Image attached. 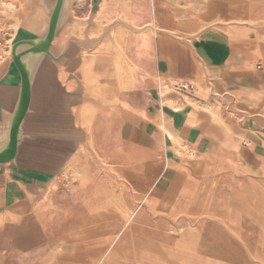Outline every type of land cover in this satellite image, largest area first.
Segmentation results:
<instances>
[{
	"label": "rangeland",
	"instance_id": "1",
	"mask_svg": "<svg viewBox=\"0 0 264 264\" xmlns=\"http://www.w3.org/2000/svg\"><path fill=\"white\" fill-rule=\"evenodd\" d=\"M9 1L12 6L17 5V1ZM224 1L223 9L231 10L230 13L249 2ZM183 2L184 0H98L95 3L94 0H75L72 21L56 42L61 45L69 39H81V34L74 30L78 23L86 25L94 18H101L103 24H108L123 17L127 18L130 25L121 24L117 31L123 57L120 59L118 70L109 72V75L119 76L120 85L117 90L122 84L130 90H136L140 88L143 77L148 74L145 69L151 66L147 58L155 38L160 35H173L186 41H194L202 35L198 30L199 19L213 17L217 12L215 7L219 4L218 1L209 0L210 7L194 21L190 15L192 10L186 12L187 16H178L176 8L183 7ZM253 3L259 9L253 15L264 16V0H253ZM244 11L247 12L246 8ZM247 16L249 14H245V17ZM258 21V30L264 31V19L260 18ZM15 24L14 17L6 13L4 0H0V48L3 50L0 51V64L8 59V41L15 31ZM130 26L139 30L134 31ZM104 93L110 95L109 89ZM232 96L235 100L233 93ZM150 99L152 104L153 100L159 101L157 95ZM227 100L230 101L231 98ZM224 101L226 102V99ZM221 102L224 107L219 113L225 119L226 104L222 100ZM162 109L172 115L177 124L184 120L182 115H175L171 109L161 105L156 113L159 118ZM228 114L230 113L227 112ZM99 117L97 114L93 121L96 127L100 123ZM259 119L264 124V117L259 116ZM255 133L257 134L256 139H252L253 144L242 143L241 152L244 157L239 163L234 165L230 162L227 164L214 161L212 168L199 165L200 168L189 175V185L194 189L182 197L185 191H181L175 204H181L182 209L177 205L173 216L155 213L144 205L143 195L149 194L152 197L154 194L146 190L135 196L134 191H130L134 209L141 215L133 231L135 238L132 241H135L137 247L128 254H119L117 257L113 255L111 264H264V139H258V133L263 134L261 130H256ZM166 155L161 153L163 158ZM73 156L75 154L71 155L68 161H71ZM99 156L96 158L85 151L79 162L68 166L63 173L62 168L55 172L60 176L55 191L56 199L49 200L51 197L48 196L45 206H54L56 211L52 217L64 218L61 225L52 231L50 239L46 237V240L30 251L9 252L4 264H44V257L52 248L67 247L66 241L72 240L63 236V231L77 221V211L81 209V203L83 206L90 199L79 198V187L73 177L75 169L86 166L96 182L104 179L108 187L121 179L112 175L109 160L101 149ZM227 165L231 167L226 168ZM179 176L181 175L178 174L177 178ZM197 184L199 185L196 187ZM223 201H228L230 208L224 206ZM185 211L198 214L188 216ZM93 221L96 222L89 225L88 233L76 247L74 254L68 256L63 253L55 264H87V256L98 252H103L100 256L103 261L112 246H119L116 239L125 228V222L120 217L109 216Z\"/></svg>",
	"mask_w": 264,
	"mask_h": 264
},
{
	"label": "crops",
	"instance_id": "2",
	"mask_svg": "<svg viewBox=\"0 0 264 264\" xmlns=\"http://www.w3.org/2000/svg\"><path fill=\"white\" fill-rule=\"evenodd\" d=\"M173 1L175 2V0ZM217 1L219 4L215 7L216 14L211 18H203V21L201 18L199 19V24L200 21L205 23L199 25L198 30L202 32V35L194 41H186L173 35H160L155 38L152 51L147 58L151 66L145 69L148 74L143 77L139 89L130 90L122 84L121 88L116 91L115 98H111L112 96L110 97L104 92L101 94L108 103L110 101L112 103L108 108L106 127L103 123L104 111L101 112L102 108H98L94 112L93 107H88L84 103L76 106L81 114L77 125L82 134L85 129L83 122L86 109L92 110L94 115L91 120L90 133L88 130L85 131L84 136L79 139L75 156L84 147L88 151L87 153L98 158L101 149L109 160L112 175L120 177L119 182L131 185V190L134 193L147 190L157 195L159 200L171 203L175 202L182 189L185 193L181 197L188 194L194 189L189 185L191 179L189 175L203 164L191 166L188 173L180 172L169 166L172 145L170 142L164 141V135L159 128L160 118L156 114L159 112L158 107H160L161 101L167 95L175 98L180 97L176 90L169 91L168 94L161 92L165 83L173 84L175 83L173 81L182 84L195 81V86L190 84L185 89L180 87L203 101L213 100L211 97L202 96L204 87L209 85L216 98L226 104L224 108L225 121L235 133H245L255 140L256 130H261L263 134L258 133L260 135L258 139H264V129H261L264 128V124L259 119V116L264 117V94L260 95L264 89V59L258 54L260 48L264 50V31H259L258 26L255 30L251 26L239 24L233 19V17L242 15V8L247 7L248 3L230 13L231 10L223 9L224 0H215V2ZM4 2L5 5L12 6V2L9 0H4ZM13 2L15 1L13 0ZM182 9L177 6L178 15ZM256 9L259 10L254 4V12L252 9L249 10L250 13L252 11V16L264 19L261 14L253 15L257 12ZM216 17L228 20L225 23L221 20H213ZM196 19L198 18L193 20L196 21ZM215 37H219V39H215ZM0 51L3 50L0 48ZM7 60L9 62L6 64ZM69 62L71 64L72 60ZM9 67L10 58L8 57L0 64V79L6 75ZM72 76L73 73L62 76L66 85L68 78ZM156 95L159 101L153 100L154 104H152L150 98ZM85 96L89 97V94ZM228 98L231 100L228 101ZM232 100L234 101L232 102ZM230 111H234L239 118L231 114ZM227 112L230 114L227 115ZM97 114L100 115V123L96 127L93 121ZM198 117L200 120L196 125H190L183 119L179 122L180 131L186 137H184L186 141L193 146L204 142L218 144V137L222 136L218 126L211 123L202 111L198 113ZM168 148L171 149L168 150ZM161 153L167 155L163 158ZM202 167L205 168L204 165ZM178 174L182 179L177 178ZM14 181L11 171L0 165V190L3 189L10 193V188H14L10 185L12 186ZM17 188L27 194L28 199L30 193L34 194L24 184H20ZM146 195L149 196V194ZM40 204L43 203H39L37 208L41 207ZM11 209L12 204H8L6 201L0 202V264H4L12 250L30 251L40 245V242L46 240V237L50 239L52 231L54 232L64 219L60 216L50 218L49 213L46 217H41V213H44L43 209H46L45 204L37 212H35L33 204L27 209L19 210L17 211L18 217L11 216ZM115 217L113 216V218ZM94 222L96 221H86L84 232L78 238H72L67 232L68 229H65L62 235L68 236L72 241L65 243L66 248H52L49 254L44 257V264H55V261L63 253L74 254L76 247L88 233L89 225ZM137 223L133 224V229ZM94 254L87 256V264L92 263Z\"/></svg>",
	"mask_w": 264,
	"mask_h": 264
},
{
	"label": "bare ground",
	"instance_id": "3",
	"mask_svg": "<svg viewBox=\"0 0 264 264\" xmlns=\"http://www.w3.org/2000/svg\"><path fill=\"white\" fill-rule=\"evenodd\" d=\"M14 1H17V5H5L6 13L9 14V16L14 17L16 22L14 26L15 31L9 39V45H11V42L21 29L25 31H32L35 28H39L44 24L46 18L39 0ZM97 1L98 0H94L95 3ZM248 1L249 7H243V11H241L242 15L233 17V19H235L239 24H245L246 26H251L253 29L257 30V23L260 19L252 16L254 3L253 0ZM182 5L183 7L181 8L183 9L179 11L178 16H187L186 12L188 10H192V12H190L191 20L210 7L209 0H184ZM244 8H246L247 12L244 11ZM251 9L252 11L250 13L249 10ZM245 14H249V16L245 17ZM201 20L203 21V18H201ZM213 20H221L225 23L228 19L216 17ZM202 21H200L201 23L199 25L205 23ZM129 22L130 21L127 18L123 17V19L112 21L108 24H103L101 18H94L86 25L78 23L74 30L79 32L82 36L80 39V45L78 43V46L75 45V43L72 45L74 52L72 51V53H70L71 50L69 51V54L72 55V63L70 64L69 61H65L57 73L58 77L61 79L64 74L73 73V76L68 78L67 85L65 87L61 86L57 79H55V68L53 65H50L47 68L46 77L43 79L38 91V104L40 107L43 106V103L47 97H49L48 89H52L53 104L49 106L46 117L48 123L55 126L56 129L51 135L53 140L58 142L61 140L67 142L69 140V142L74 144H76L79 140L81 135L78 129L76 130L75 128H71L70 131L65 132V127H69L72 123L74 124L80 121L81 114L77 110L76 106L73 108L72 113L69 111V105L76 101L79 104L84 103L88 107H93L94 112L98 108H102V110H104L103 123L104 127H106L107 115L109 113L108 106L111 101L108 103L101 94L106 89H109L110 97H116V91L120 85V78L119 76L111 77L109 72L112 73V71L118 70L120 59L123 57L121 45L117 38L118 28L121 24H127L129 26ZM131 28L134 31L139 30L135 26ZM260 38L262 37L260 36ZM258 54L259 57L264 59V50L262 48L259 49ZM7 55L9 57L10 49L8 50ZM8 62L9 61L7 60L6 64ZM173 82L175 83L162 84L163 86L161 88V92L163 94H168L169 91L176 90L180 94V97L175 98L170 97L169 95L165 98L163 97L164 100L161 101V107L164 106L171 109L175 115H182L184 117V121L190 125H196L199 122L200 118L198 117V113L202 111L207 115L211 123L218 126L222 136L218 137V144H208L204 142L200 145L193 146L186 141V137L181 133L179 124H177L175 118L163 111V108L160 120L158 118L157 119L159 120V128L162 130L164 135V141L170 142L172 145L169 166L176 168L180 172L188 173L190 171V167L193 165L199 166L203 164L207 168H212L214 166V161H223L225 163L230 162L234 165L239 163L242 160L241 158L244 157L241 152L242 143L251 145L253 144V140L245 133H235L225 119L220 116L219 110L224 107V104L220 101V99L216 98V95L212 92L211 87L209 85L205 86L202 91V96L207 98L215 97V100L203 101L200 98L185 92L180 87L182 86L185 89L190 84H194L195 86V81L183 84L180 82L176 83L177 81ZM177 84L179 86H176ZM7 88L8 86L6 84L0 82L1 98L4 97ZM262 91L263 92H260V95L264 94V89H262ZM88 94L89 97L85 96ZM94 112L87 108L84 113L83 125L85 126V129L82 134L83 136L87 130L90 133V125ZM230 113L239 118L234 111H230ZM85 151L88 152L83 147L80 153L70 159L71 161H67L62 167L61 173L66 170L68 166L80 161ZM59 154V150H52L51 156L48 160L55 163ZM230 167L231 166L228 165L226 166V168ZM53 171L54 170H52L51 167V170L42 171L31 178L38 184V188L34 194L30 193L29 199L27 194L18 190L17 187L21 184L18 179L12 183V186L10 185V187H14L10 188V193L5 192L3 189L0 190V202L6 201L8 204H12L11 216L18 217L19 215L17 214V211L27 209L32 204L34 205L35 212L41 210L44 204H46L48 196L51 197L49 200L53 201L56 199L55 191L58 180L60 181V176L55 174ZM90 172L86 166H81L79 169H75L74 171L73 177L75 178V184L79 187L80 198L90 197V199L85 202V205H83L81 209L77 211L78 219L69 227L67 232L70 236H72V238H78V236H81L84 232V225L86 221L102 220L109 216L120 217L125 222V228L116 239L119 246H112L109 250L110 252L108 253V256L103 261L100 259L103 252L95 253L91 263L111 264L113 255L117 257L119 254H128L130 251L133 252V250H136V243L135 241H132L135 238L133 233V224L140 220L141 215L134 209V202L130 197V190L132 189L131 185L117 180L115 185L108 187L105 184L104 179L96 182L93 174ZM75 184L72 185L74 186ZM137 195H139V193H137ZM179 197L180 196L177 198ZM142 201L145 203L144 205L149 208V210L155 213L161 212L170 216H173V210L177 205L181 208V204L159 200L157 195L152 197L143 195ZM17 202L18 204H16ZM26 202L32 203L27 204ZM223 202L224 206L230 208L228 201ZM39 203L43 204H40L41 207L37 208ZM43 210L44 213H41V217H46L49 213L48 216L50 218L53 216L52 214L54 211H56L54 206L50 208L46 207V209ZM185 212L188 216L198 214L194 211Z\"/></svg>",
	"mask_w": 264,
	"mask_h": 264
},
{
	"label": "water",
	"instance_id": "4",
	"mask_svg": "<svg viewBox=\"0 0 264 264\" xmlns=\"http://www.w3.org/2000/svg\"><path fill=\"white\" fill-rule=\"evenodd\" d=\"M39 1L46 16L45 22L32 31L21 29L18 32L10 45L9 70L0 79L8 86L4 97H0V165L8 168L14 180L18 179L33 192L38 184L31 178L51 170V167L54 173L62 168L77 152L79 141L74 144L69 140L58 142L52 139L56 129L46 117L53 104L52 89H48L49 97L43 106L38 104V91L50 65L55 68L58 83L66 86L57 73L65 61L72 60L69 51L74 52L72 45H80V39H69L61 45L56 41L72 21L75 0ZM78 104L77 101L70 104L69 111L72 113ZM70 126L65 127V132L75 128L80 131V138L83 136L77 123ZM55 149L60 154L52 163L48 159Z\"/></svg>",
	"mask_w": 264,
	"mask_h": 264
}]
</instances>
